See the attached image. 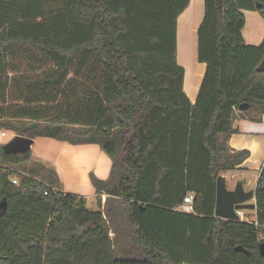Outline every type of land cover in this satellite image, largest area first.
Segmentation results:
<instances>
[{"label":"trees","instance_id":"16d2710c","mask_svg":"<svg viewBox=\"0 0 264 264\" xmlns=\"http://www.w3.org/2000/svg\"><path fill=\"white\" fill-rule=\"evenodd\" d=\"M188 3L0 0V128L97 143L112 161L107 179L89 174L97 209L54 188L55 177L13 184L0 166V264H264V160L256 220L214 215L217 176L249 155L228 145L233 122L264 114V38L248 45L241 34L242 9L264 17V0H204L194 102L176 58ZM29 153L0 157L19 164ZM187 194L190 213L176 209ZM113 216L132 249L117 251Z\"/></svg>","mask_w":264,"mask_h":264},{"label":"crops","instance_id":"0c3cea01","mask_svg":"<svg viewBox=\"0 0 264 264\" xmlns=\"http://www.w3.org/2000/svg\"><path fill=\"white\" fill-rule=\"evenodd\" d=\"M242 12L245 17L241 30L242 38L248 45H258L264 38V17L256 9H242ZM203 15L204 0H189L187 7L176 20V58L184 68L183 89L191 102L195 101L205 70V64L197 60V28ZM190 63L196 72L188 69ZM233 128L236 131L228 137V145L235 149H245L249 155L235 169L225 171L221 175L226 177V181L228 179L232 181L230 187L234 186L237 181H241L245 190H254L264 160V114L257 121L249 118L235 119ZM37 137L51 138L48 136ZM58 142L56 160L51 167L55 169V177H58L61 184L54 188L78 194L85 199L87 197L96 199L97 193L90 181L89 174L93 173L102 180L107 179L112 166L111 159L97 143ZM0 166L13 170L11 165L3 162L0 163ZM44 173L45 176L42 178V175L34 176V173L22 172L24 175L47 183L49 181L47 169L44 170ZM104 195L101 194V197ZM239 215L241 220H256L255 209L242 210Z\"/></svg>","mask_w":264,"mask_h":264},{"label":"rangeland","instance_id":"374dc122","mask_svg":"<svg viewBox=\"0 0 264 264\" xmlns=\"http://www.w3.org/2000/svg\"><path fill=\"white\" fill-rule=\"evenodd\" d=\"M188 69L189 70L192 69V72L193 71L196 72V69L192 67L191 63L190 66L188 65ZM2 130L5 131L6 134L4 136L0 135V144L9 141L15 134H17L11 129L0 128V131ZM58 148H59V142L56 141L55 139L47 138V137H36L34 138V141L30 147L28 160L23 161L20 164H16V163H11L8 160H4L2 159V157H0V163L3 162L11 165V167L13 168L12 176H15L19 179L21 177L22 172L24 171L29 173L31 172L32 174L34 173V176L42 175V178H44L45 176L44 170L47 169L49 181L51 182L52 179L55 177L54 175L56 174L55 169L51 166L55 162L54 160H56ZM55 178L57 180H55L54 185L58 187V185H60L61 183L57 176ZM227 185L230 187L232 185V181L228 179ZM105 198H106L105 195L101 197L102 206H104ZM96 199L94 197H87L86 202L88 208L97 209L98 206ZM106 220L111 228L110 236H114L113 228L118 232L117 241L115 242V247L117 248V251L120 250L121 246L127 250L132 249L134 247V244L130 240H127L125 236V224L123 223L124 219L113 216L112 218L106 217ZM263 227H264V223H263Z\"/></svg>","mask_w":264,"mask_h":264},{"label":"water","instance_id":"95a60500","mask_svg":"<svg viewBox=\"0 0 264 264\" xmlns=\"http://www.w3.org/2000/svg\"><path fill=\"white\" fill-rule=\"evenodd\" d=\"M259 5L260 3H256L257 7ZM257 70L264 71V58L257 66ZM248 107V103H241L238 106L240 110H245ZM32 143L33 138L15 134L9 141L0 144V153L4 155L24 154L30 150ZM254 196L255 190H245L241 181H237L234 186L229 187L226 177L220 174L216 178L214 215L223 219L238 220L240 211L255 209ZM5 207L6 201L0 199V213L5 210ZM236 249L245 251L241 246ZM258 249L264 256V242L258 244Z\"/></svg>","mask_w":264,"mask_h":264},{"label":"built area","instance_id":"2783aa9c","mask_svg":"<svg viewBox=\"0 0 264 264\" xmlns=\"http://www.w3.org/2000/svg\"><path fill=\"white\" fill-rule=\"evenodd\" d=\"M5 134H6L5 131L3 130L0 131L1 136H4ZM11 182L13 184H17L18 178L15 176H11ZM192 200H193V196L191 194H187L186 196H184L183 201L176 207V209L186 213L193 212Z\"/></svg>","mask_w":264,"mask_h":264}]
</instances>
